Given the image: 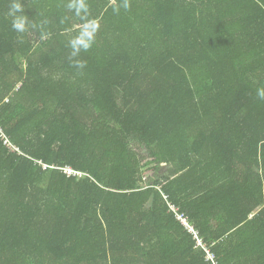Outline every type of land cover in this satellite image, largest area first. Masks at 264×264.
Returning <instances> with one entry per match:
<instances>
[{"label": "trees", "instance_id": "16d2710c", "mask_svg": "<svg viewBox=\"0 0 264 264\" xmlns=\"http://www.w3.org/2000/svg\"><path fill=\"white\" fill-rule=\"evenodd\" d=\"M20 2L23 33L0 0V264H264V7L86 0L72 57L69 0Z\"/></svg>", "mask_w": 264, "mask_h": 264}, {"label": "clouds", "instance_id": "9594fccd", "mask_svg": "<svg viewBox=\"0 0 264 264\" xmlns=\"http://www.w3.org/2000/svg\"><path fill=\"white\" fill-rule=\"evenodd\" d=\"M122 7L127 10L130 5L128 0H123ZM69 10H75L77 16H80L82 20H85L82 31L79 36L70 40L69 46L72 49L71 56L77 57L80 52L88 51L95 41V34L99 28V23L95 19H88V5L86 0H69L67 4ZM24 9L20 0H12L8 15L12 17V28L19 33H23L28 27V18L23 15ZM114 11H119L118 8ZM83 13V15H81ZM74 66L77 69H83L86 65L84 62L75 60ZM259 99L264 100V88L257 90Z\"/></svg>", "mask_w": 264, "mask_h": 264}, {"label": "built area", "instance_id": "2783aa9c", "mask_svg": "<svg viewBox=\"0 0 264 264\" xmlns=\"http://www.w3.org/2000/svg\"><path fill=\"white\" fill-rule=\"evenodd\" d=\"M5 143H6V141H5ZM68 174L71 175V172L69 171ZM179 218L181 219L182 223H184V224L189 228L190 231H194L193 226H191V225L189 224V222L187 221V219H185V218H181L180 216H179ZM196 237L198 238V234H197V232H196ZM199 244H200V242H199Z\"/></svg>", "mask_w": 264, "mask_h": 264}, {"label": "crops", "instance_id": "0c3cea01", "mask_svg": "<svg viewBox=\"0 0 264 264\" xmlns=\"http://www.w3.org/2000/svg\"><path fill=\"white\" fill-rule=\"evenodd\" d=\"M259 5L264 7V0H255Z\"/></svg>", "mask_w": 264, "mask_h": 264}]
</instances>
